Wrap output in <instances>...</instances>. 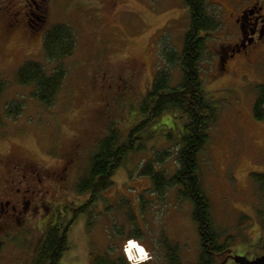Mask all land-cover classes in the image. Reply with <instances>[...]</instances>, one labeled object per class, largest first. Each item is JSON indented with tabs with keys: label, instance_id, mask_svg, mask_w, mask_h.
Listing matches in <instances>:
<instances>
[{
	"label": "rangeland",
	"instance_id": "374dc122",
	"mask_svg": "<svg viewBox=\"0 0 264 264\" xmlns=\"http://www.w3.org/2000/svg\"><path fill=\"white\" fill-rule=\"evenodd\" d=\"M249 1L207 0L221 29L210 35L199 69L217 117L198 168L215 231L221 240L234 237L231 255L253 260L263 255L256 246L264 238V186L252 176L264 174V120L253 112L257 88L264 85V40L230 59L227 69L219 60L220 49L238 40L236 15ZM62 24L76 34L77 48L64 60L67 78L57 102L47 107L32 99L34 86H21L17 73L31 61L53 69L43 44L47 31ZM190 25L186 0H0V79L6 83L0 98V264H32L47 229L72 219L70 250L61 264H92L94 254L111 247L116 255L125 253L136 235L153 257L145 264H166L164 238L180 245L183 264L197 263L201 243L191 203L179 200L177 189L159 195L153 180L140 175L164 151L171 155L155 169L168 175L177 170L184 126L176 112L152 125L144 150L125 159L95 203L77 219L72 209L89 200L76 192L77 183L109 128L126 135L147 118L140 103L167 68L164 54L183 52ZM167 69L176 86L180 66ZM14 101L25 107L9 118L5 111ZM243 216L253 224L240 228ZM230 254L222 264H236Z\"/></svg>",
	"mask_w": 264,
	"mask_h": 264
},
{
	"label": "trees",
	"instance_id": "16d2710c",
	"mask_svg": "<svg viewBox=\"0 0 264 264\" xmlns=\"http://www.w3.org/2000/svg\"><path fill=\"white\" fill-rule=\"evenodd\" d=\"M190 8L191 25L185 37L181 55L170 50L164 54L167 68L178 65L181 68L182 81L172 84V73L161 69L153 81L146 97L140 103V114L147 118L131 126L128 134L110 127L109 134L101 139L96 153L90 159L89 170L77 183L78 194L89 195V200L75 211L74 218L85 212L91 204L100 198L104 191L113 185V179L124 165L125 159L132 153H140L144 149L145 135L166 112H176L184 126L181 142L178 143L177 170L168 175L166 171L155 169L170 157L171 151H164L154 156V160L143 165L140 175L149 176L153 180L152 191L159 195L177 189L178 199L190 202L193 219L198 224L200 234L201 255L196 264H222L231 253L236 243L234 237L221 240L214 229L211 215V201L208 199L199 175V154L208 142V131L217 117V106L205 91L201 80L200 63L206 51L210 35L221 29L220 21L208 12L207 0H186ZM44 51L47 62L56 63L53 69L36 61L26 63L17 73L21 86H34L32 99L47 107L55 105L67 76L64 60L72 57L77 45L74 31L62 24L51 27L45 34ZM6 83L0 79V98L4 94ZM258 96L254 105L256 120H264V85L257 88ZM24 102L14 101L6 108L9 118L19 117L24 110ZM178 115V116H179ZM0 112V125L3 123ZM254 180L264 186V174H252ZM254 219L243 216L240 228H247ZM70 223L50 226L43 234L38 252L31 260L32 264H61L64 254L69 248ZM264 235V234H263ZM138 235L136 238L138 240ZM263 237V236H262ZM260 237L256 248L263 251L264 238ZM132 238V239H136ZM165 251L166 264H183L180 245L164 238L160 243ZM5 242L0 239V256ZM116 248L111 247L104 254H94L92 264H130L123 251L116 255ZM148 263V262H147Z\"/></svg>",
	"mask_w": 264,
	"mask_h": 264
},
{
	"label": "flooded vegetation",
	"instance_id": "af4514ba",
	"mask_svg": "<svg viewBox=\"0 0 264 264\" xmlns=\"http://www.w3.org/2000/svg\"><path fill=\"white\" fill-rule=\"evenodd\" d=\"M238 24V40L219 51V60L222 69H227V63L237 54H242L253 49L256 50L264 40V0H250L236 15Z\"/></svg>",
	"mask_w": 264,
	"mask_h": 264
},
{
	"label": "clouds",
	"instance_id": "9594fccd",
	"mask_svg": "<svg viewBox=\"0 0 264 264\" xmlns=\"http://www.w3.org/2000/svg\"><path fill=\"white\" fill-rule=\"evenodd\" d=\"M137 248L138 252H139V256L134 257L132 255V248ZM129 253V259L133 260L134 264H139V261H143V260H147L149 257L147 255V253L144 251V249L142 247H140L139 245H137L134 241H129L128 242V247L126 249Z\"/></svg>",
	"mask_w": 264,
	"mask_h": 264
},
{
	"label": "water",
	"instance_id": "95a60500",
	"mask_svg": "<svg viewBox=\"0 0 264 264\" xmlns=\"http://www.w3.org/2000/svg\"><path fill=\"white\" fill-rule=\"evenodd\" d=\"M235 263L237 264H264V255L258 256L253 260L249 259L247 256H238V255H231L230 256ZM227 259L224 261L226 262Z\"/></svg>",
	"mask_w": 264,
	"mask_h": 264
},
{
	"label": "bare ground",
	"instance_id": "6f19581e",
	"mask_svg": "<svg viewBox=\"0 0 264 264\" xmlns=\"http://www.w3.org/2000/svg\"><path fill=\"white\" fill-rule=\"evenodd\" d=\"M137 245H139L140 247H142V245H140L139 243ZM132 253H133V256H135V257L136 256L137 257L139 256V252H138L137 248H135V247L133 248Z\"/></svg>",
	"mask_w": 264,
	"mask_h": 264
}]
</instances>
